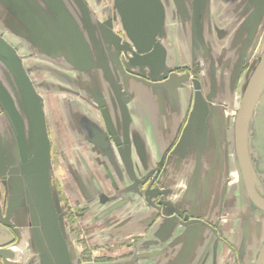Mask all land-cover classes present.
Segmentation results:
<instances>
[{
    "label": "flooded vegetation",
    "instance_id": "1",
    "mask_svg": "<svg viewBox=\"0 0 264 264\" xmlns=\"http://www.w3.org/2000/svg\"><path fill=\"white\" fill-rule=\"evenodd\" d=\"M85 1L89 8L90 18L99 36L100 33L104 32L105 22H109L110 28L114 33L131 46L130 40L126 37L120 13L114 7L115 0ZM158 1L162 3V0ZM182 1L180 0L179 2L181 7ZM184 1L187 4V9L182 8L179 10L181 12L173 13L175 18H177V23L178 20L181 22L182 19L193 18L194 2L199 3L202 0ZM216 1L221 4L218 6V11L222 10V13L234 18L230 24L231 26H229L231 30L219 31L216 36H211L216 41L213 48L205 39L206 47L197 50L198 53L195 56H192L191 40L193 33L190 30V56L187 63L180 64L175 59L171 64L168 63L172 53L167 52V48L168 46L170 48L174 46L168 42L166 44V39L162 41L159 32L156 36L165 50V56L161 65H156L157 71H153L148 66H143L140 69L133 64L130 65L129 58L132 53L121 50L119 55L121 59L126 57L127 64L134 70L141 71L145 76H148V78L145 77L148 81L154 82L150 77L157 75L164 76L161 81L168 79L171 73L179 75L186 73L188 75V80L182 87L165 86L160 96L151 90L152 88L143 82V78L137 76L134 72L133 74L129 73L128 76L126 75L125 81H120L125 93L117 94L112 85L99 80L101 88L90 75L85 76L83 73H77L70 69L69 65L60 57L48 60L56 68L51 74H56L62 80H65L68 83V89L71 91L67 94L69 96H66L65 101H63L65 103L64 106L66 105L64 107L65 112H63L64 123L69 135L63 136V132H58L59 123L56 116L53 119L55 129H53L52 125L50 131L49 120L46 121V124L50 139L51 183L57 188L60 204L63 207L64 223L72 234L73 244L80 264H102L104 261L108 262L119 259V257L129 258V260L131 258L136 260V256L141 258L148 257V254H150L148 251L137 249V247L139 243H148V237L155 236L158 225L162 224V205L158 203L162 197L163 199L171 200L179 209L172 214L175 216L177 225L171 234L168 235L169 237L165 242L169 241L172 246L180 243L182 248L175 258H164L161 262L157 263V261H154L151 262L152 264H183L186 255L190 253L187 252L185 254L182 251L187 249L188 235L186 229L189 226L191 227V225H199L201 227L204 238L207 239V244L212 250V257L216 253V258L218 251L222 250L224 258L219 264H257V258L264 245V234L259 231L257 233L253 232L243 221H256L258 219L252 213L257 211L264 216V212L250 202L240 176L236 177L235 184L231 180L233 178V156L227 149L233 139L231 123L237 108L236 106L234 110L233 107L236 94L239 93V97H241L240 85L244 81L250 62L259 53L262 39L264 38V23L261 28L258 27L255 36L248 41L250 31H246V26L248 27V23L251 26L254 22V20L250 19L253 9L250 7L249 1ZM64 2L77 20L83 18L80 5L76 1L64 0ZM172 2L174 1L172 0ZM6 3L4 1L0 3L1 20L10 16L16 17L14 13L10 12V6ZM215 8L216 4L214 6L211 5V10ZM18 9V17L16 18L20 16ZM163 11L164 17H168L164 8ZM163 22L162 29L159 31L163 30L167 40L168 38L171 39V35L168 34L169 30L167 29L165 32V21ZM80 24L82 25L83 23ZM1 30L3 33H8L9 36L12 35H10L8 29L1 28ZM226 32L230 33V36L227 37L228 44L225 45L224 35ZM172 37L175 40L177 39L175 34ZM108 39H114V36L109 35ZM247 41L249 42L248 45ZM26 44L28 45V43ZM245 45H247V50L243 65L238 75L233 77V66H236V61L239 59V55ZM14 48L16 49L15 46ZM101 48L104 49L105 53L110 54L103 48L102 44ZM229 49L232 50V56L230 59H226L225 56ZM174 55L175 57L178 56L175 51L172 57ZM37 57L31 59L38 60ZM158 62H160L159 59ZM154 63H156V60H154ZM33 65V68L25 65L30 74H37L39 70L42 72V65L37 62H34ZM92 80L93 82H91ZM194 80L200 81V88L204 95L208 94L215 99V102H218L215 111L224 114L223 122L218 121V119L216 121L210 119L209 122L210 129L213 132L211 136L213 145L216 137L214 128L219 129L217 133H222L220 147L224 149V154L222 150H219L216 155V147L210 142L209 149L207 148L204 151L198 172L196 170L197 158L195 154L181 160L176 158L175 161L168 157L176 147L188 122L194 102ZM43 86L44 84L42 83L41 87ZM48 86V83H46L44 87L48 88ZM114 86L117 88L115 83ZM99 90L102 93H99ZM98 94L103 95L105 104L100 106L97 104L94 95ZM127 96L129 97L126 103L130 117L129 135L133 140H140L139 142L143 143L142 135L135 127L136 123L133 126V106L143 107L144 110L151 112L153 110L157 113L156 119L159 118L160 122V111L163 110V114L168 115L167 123L156 124V119L154 122L150 121L148 123V152L146 151L148 153V165L146 158L142 160L141 157H137L134 151L131 154V167L136 175L140 179L145 178L146 175L148 176L143 184L138 182L136 183L137 185H133V181L129 179V175L125 171V166L119 158L114 145V136L108 131L109 122L113 133L117 136H122L120 134V126L122 124L118 118L120 116V103L118 101L124 100ZM222 100L224 106H219L221 105L219 102H222ZM259 103L263 108L264 98L261 101L259 100ZM259 112L257 110L253 114L252 123L248 129V141L251 164L254 170V186L256 192L264 199V160H261V156L257 154L259 143L261 142L264 145V125L262 126L258 123L257 119V117L261 116ZM261 119L264 120V117L262 116ZM158 131H161V137ZM152 135L156 137L155 140L151 139ZM56 146L63 147L65 151L63 153L58 151ZM70 148L74 149V151L72 150L71 152ZM259 149L260 152L264 153V147H259ZM193 151L195 153V148ZM152 168H156V170L148 175L147 173ZM4 177L3 179L0 177V234H2L6 243L4 245L1 244L0 249L9 248L12 251L13 247L21 245L25 250V254L16 257L12 251L14 260L0 257V264H42L40 256L34 253L33 228H31L30 219L24 223L23 220H17L10 211L11 206H13L12 208L15 207L14 196L11 191L13 183L8 182V179ZM147 188L148 191L159 189L162 194L160 196L157 195L151 199V202H148L145 200L144 195L135 192L137 189L145 191ZM101 196H103L104 202ZM137 198L140 203L135 201ZM136 202L139 203L140 210H147V212L144 211L146 213H142L139 221L134 219L135 211L133 209L127 210L126 213L121 211L127 205L131 207L138 205ZM116 204H118L117 208L107 212L108 208ZM189 204H192L193 207ZM191 213L193 214L191 215ZM119 222H122L120 225L122 230H130L140 225H143L144 229L137 233L134 230L129 231L124 236L100 243V245L88 243L86 234L85 237L77 235L80 233L79 230L85 233L86 229L96 230L105 224L112 225ZM154 223H157L155 228L149 232L148 236H145ZM262 224L264 225V219ZM236 227H239L240 231L237 232ZM196 241L189 247L190 251Z\"/></svg>",
    "mask_w": 264,
    "mask_h": 264
},
{
    "label": "water",
    "instance_id": "2",
    "mask_svg": "<svg viewBox=\"0 0 264 264\" xmlns=\"http://www.w3.org/2000/svg\"><path fill=\"white\" fill-rule=\"evenodd\" d=\"M3 1L7 2L6 4L10 6V12L14 13L16 17H18L17 9L19 8L20 16L19 18L10 16L7 19H0L1 28L8 29L10 34L26 40L31 46V56H38L46 60L60 57L69 65L70 69L77 73H83L85 76L90 75L98 84L100 80V82L103 81L112 85L117 94L124 92L120 81H123L126 75L133 74V72L143 78V82L152 88L151 90L158 96L161 95L165 86L182 87L188 80L186 73L181 75L171 73L170 77L164 81H161L164 78L163 75L152 76L150 78L154 82H151L145 79L148 76H145L143 72L136 71L130 66L133 64L141 69V66L147 65L146 56L149 52L152 53L153 49L160 54V59L163 61L165 50L156 35L159 32L162 41H165L166 35L163 30L159 31L164 24V11L161 2L158 0H115L114 7L120 13L126 37L130 40L132 47L114 33L109 22H105L104 32L100 33L99 36L90 18L89 8L85 0H74L80 5L83 14L82 21L75 18V15L66 7L64 0H39L36 2L34 0H0V3ZM248 1L253 9L250 19L254 20L251 26L249 23L248 27L246 26V31H250L248 39L250 41L255 36L258 27L261 28L264 23V0ZM206 3L207 1H204L202 4ZM193 8L196 9L195 6ZM194 14L197 18L195 17L192 21L196 20L197 25L191 40L192 56L198 53L197 50L206 47L204 41L200 40L202 33L199 13L194 10ZM109 35H113L114 39L109 40ZM248 41L247 45L249 44ZM101 44L110 54L104 52ZM247 45L242 49L236 66H233V77L238 75L242 67ZM121 50L136 55L129 58L130 65L127 64L126 57L121 59L119 56ZM140 52H146L142 55L144 57L139 56ZM0 61H3V66L6 69L5 78H0V111L3 115L0 116V177L3 179L5 176L4 178L8 179V182L13 183L11 191L14 196L15 207L12 208L13 206H11L10 211L17 220H23L24 223L30 219L31 228H33L34 253L40 256L42 264H80L72 234L64 223V212L57 188L51 183L50 139L45 121L46 111L43 97L38 92L21 55L17 53L11 43L7 42L4 33L1 32ZM7 77L14 85L13 90L5 84ZM114 83L117 88H115ZM99 86L102 88L100 84ZM240 86V102L231 123L233 139L227 151L229 150L234 158L237 172L240 180L244 183L245 193L250 202L264 212V199L256 192L254 186V170L251 164L248 141V129L255 111H260L261 116L258 114L259 117H257L258 123L264 125V120L261 119L262 116L264 117V107L262 108L259 103V100L264 98V38L259 53L250 62L244 81ZM200 87V81L194 80V102L188 122L176 147L168 156L170 159L172 158V161H175L176 158L181 160L195 154L197 172L202 163L204 151L210 147V142L213 145V141H211L213 132L209 125L210 119L212 121L218 119V121L223 122L224 115L215 111L218 102H215L212 96L204 95ZM99 93H102L101 90ZM94 97L99 106L105 104L102 94L94 95ZM128 100L129 97L127 96L124 100L118 101L120 103V116L125 117L127 121L123 119L121 122L120 134L122 136L113 133L109 122L108 131L114 136V145L129 179L133 181V185H137L138 182L143 184L148 176L140 179L136 175L131 167V154L134 151L137 157H141L143 160L147 157V153L144 144L139 142L140 140L130 138L128 127L130 117L126 105ZM219 103L221 104L219 106H224L223 100ZM214 130L216 135L213 145L216 147L215 154L217 155L219 150H222L224 154V149L220 147L222 133H217L218 128H214ZM154 170L156 168L150 169L147 174H151ZM135 192L144 195L148 202L162 194L159 189L148 191V188L145 191L137 189ZM148 193L150 194L148 195ZM101 198L104 202L103 196ZM158 203L162 205L161 219L163 222L158 225L155 237L162 243L167 240L168 235L177 225L175 216L172 214L179 209L171 200L163 199V197ZM189 205L192 206V204ZM117 206L118 204L112 205L107 212L117 208ZM186 232L188 246L184 250L185 254L190 252L189 247L201 236L202 231L199 225H191L186 229ZM5 243L4 237L0 234V245ZM0 257L14 260L9 248L0 249ZM257 259V264H264V245Z\"/></svg>",
    "mask_w": 264,
    "mask_h": 264
},
{
    "label": "crops",
    "instance_id": "3",
    "mask_svg": "<svg viewBox=\"0 0 264 264\" xmlns=\"http://www.w3.org/2000/svg\"><path fill=\"white\" fill-rule=\"evenodd\" d=\"M173 1L174 2H172V0H162V3H161L162 7L164 8L165 12L168 15V17H164V19H163V21H165V25H164L165 32L167 29L169 30L168 34L171 35V45L174 46L173 48H170V46H168L167 52H171L173 55V53L175 51L178 55L177 57H175V55H174V57H172V55H171L168 63L171 64L175 59L178 63L185 64L189 61V56H190V53H189L190 52L189 43H190V37H191V35H190L191 31L190 30H192V33H193L196 30L195 28L197 25V21L196 20L192 21V20L195 17L197 18V16H195V14H194L193 18H185V19H182L181 22H179V20H178V23H177V18H175V15L173 13L181 12L179 10H181L182 8L187 9V4L183 0L182 1V7H181V5H179L180 0H173ZM206 1H207L206 4H202L204 2L203 0L199 3L194 2L195 8H196L194 10H195V12L198 11V13H199L198 15L200 16L199 17L200 18L199 23H200V30L202 33V39L200 38V40H203L204 44H205V39H206V42H208L211 45V47L213 48V45L216 43V41L213 40L211 38V36H213V37L216 36V33L219 31L225 32L228 29L231 30L229 26H231L230 24L232 22V19H234V18H231L230 16L225 15L224 13L221 12L222 10L218 11L217 10L218 6L221 4L219 2H217L216 0H214V1L206 0ZM215 4H216V8L211 10V5L214 6ZM175 11H177V12H175ZM209 12L211 14L210 16H209ZM207 15H208V17H207ZM194 24H195V27H194ZM174 34H175V37L177 38L176 40L174 39V37H172V35L174 36ZM228 36H230V33L226 32V34L224 35L225 45L228 44V38H227ZM10 37L17 39L18 44H24L25 47L29 49V52L30 53L32 52L31 46L26 44V43H28L26 40L21 39V38L19 39L17 36H14V35H11ZM218 37H220V36H218ZM221 38H218V39H221ZM231 56H232V50L229 49V51H227V54L225 57H226V59H230ZM243 62H242V65H243ZM237 107H238V105H237ZM160 114H161V122H160L159 118L156 119L157 113L154 112L153 110L151 112V111H148L146 109L144 110L143 107L141 108L139 106H133V108H132V117L134 119L133 126H135L134 124L136 123L135 127L140 131V133L142 135L141 138H142V141L144 143V146H145L147 152H148V130H147L148 129V123H150V121L154 122L155 119H156V124L157 123H163V124L167 123L168 115H166L165 113L163 114V110L160 111ZM118 118L121 122L123 121V119H124V121H126L125 117L119 116ZM158 127H160V126H158ZM162 129L165 130L164 128H162ZM158 133L161 137V131H158ZM155 138H156L155 136H153V135L151 136L152 140H155ZM259 147L263 148L264 145L261 144V142H260L259 146L257 147V149H258L257 154L261 156L260 157L261 160L262 159L264 160V153H262V151L261 152L259 151L260 150ZM152 158H153V156H152ZM148 162L149 161H148V153H147V157H146L147 165H148ZM238 176L239 175L237 172V167H236V164H235V161L233 158V167H232V177L233 178L231 180L234 182V184L236 182V177H238ZM231 186H232V184H231ZM135 201L140 203L138 198ZM139 203H137L138 205H134V207L127 205L126 207L122 208L121 211L123 213H126L127 210L133 209L135 211L134 212L135 213L134 219L136 221H139L140 218L142 217V213L147 212V210H144L146 212L140 210ZM252 214H254V216H256L258 220H256V221H254V220L249 221L248 220L247 221L244 219L245 221H243V223L246 226H248L249 228H251V230L253 232L257 233V231H259V232H263V234H264V225L262 224L264 216L261 215L260 213H258L257 211H254ZM121 223L119 222L117 224H112V225L105 224L104 226H100V228H98L96 230L86 229L85 234H86L88 243H97L98 245H100V243H105V242L111 241V239H116V238H119L121 236H124L129 231L134 230L137 233V232L141 231L142 229H144L143 225H140V226L135 225L136 227L131 228L130 230H126V229L122 230L120 227ZM156 224L157 223H154L153 225H151L150 229L148 230V232L146 233L145 236H148L149 232L155 228ZM235 229L237 232L240 231L239 227H236ZM181 246L182 245L180 243L175 245V246H172L169 241H167L165 243L164 242L161 243V241H159V239L156 238L155 236H149L148 237V243H139V245L137 247V249L148 251V253H150V254H148V257L141 258L138 255L139 257L136 256V260H134L133 258H131L129 260V258L119 257V259L110 260L108 262L104 261L102 264H114V263H119V264H121V263H123V264H152L151 262H154V261H157V263H159L162 260H164V258H168V257L175 258L177 256V254L181 252V248H182ZM15 251L18 252L17 257L23 256L25 254V250L23 249V246H21V245H17V247L14 249V252ZM182 252H184V251H182ZM211 254H212V250L207 244V239L204 238V233H201V236L196 241V244L194 245L193 249L190 251V253L188 255H186V257H185L186 259H185V261H183L184 262L183 264H199V262H200V264H219L224 258L222 250L218 251L216 258H215L216 253L214 254L213 257L211 256Z\"/></svg>",
    "mask_w": 264,
    "mask_h": 264
},
{
    "label": "rangeland",
    "instance_id": "4",
    "mask_svg": "<svg viewBox=\"0 0 264 264\" xmlns=\"http://www.w3.org/2000/svg\"><path fill=\"white\" fill-rule=\"evenodd\" d=\"M0 32L3 33V31L1 30V24H0ZM4 38L7 40V42L11 43L12 45H14L16 47L17 53L19 55H21L23 62L27 67L31 66L33 68L34 62H37L40 65H42V68H43L42 72L39 70L37 72V74L31 73L30 76L34 80V82L37 86L38 92H40V94L43 97L44 108H45L46 117H47L45 121L49 120V123H50L49 129L51 131L52 125H53V129H55L53 119L56 116L58 118V123H59L58 132L59 133L63 132V136L69 135L68 130H67L65 123H64L65 120H64V116H63V112H65L64 107L66 106V105L64 106L65 103L63 101H65L66 96H69L67 94L71 92L67 87L68 83L65 82V80H62V78H60V76H58L56 74H51L53 71H55L56 68H54L48 60L42 59L41 57H37L38 60H33L31 58H34L35 56H30L29 49L26 48L24 44H18L17 43L18 40L10 37L8 33L7 34L4 33ZM167 42L170 44L171 39L168 38V40H167V38H166V44H167ZM255 57H256V55H255ZM45 62H47V63H45ZM5 70L6 69L3 66V62L0 61V78H3V79L5 78ZM50 70H52V71H50ZM31 72H33V71H31ZM47 72H49V73H47ZM41 81H44V82H41ZM42 83L44 84V86L46 85V83H48V85H49L48 88L47 87L45 88L44 86L41 87ZM5 84L11 90H13L14 85H12V82H10L9 78L6 79ZM239 98H240L239 93H237L236 94V100H235V103L233 106L234 110H235L236 106L238 105ZM59 105H60V107H59ZM0 116H3L1 111H0ZM1 126H3V124H1ZM6 133H8V130H6ZM56 139H57V137H56ZM57 145H58V142H57ZM56 147H57L58 151H61L62 153L65 151L63 147H59V146H56ZM72 150L74 151V149L70 148L71 152H72ZM79 232L80 233L77 234L78 236L85 237V233H82L80 230H79ZM79 246H82V245H79Z\"/></svg>",
    "mask_w": 264,
    "mask_h": 264
},
{
    "label": "bare ground",
    "instance_id": "5",
    "mask_svg": "<svg viewBox=\"0 0 264 264\" xmlns=\"http://www.w3.org/2000/svg\"><path fill=\"white\" fill-rule=\"evenodd\" d=\"M146 52H143V53H141L140 52V54H139V56L140 57H144V56H142V55H144ZM133 56H136V55H134V54H132V56L131 57H133ZM157 56H158V59H159V61L160 62H158V59H157ZM130 57V58H131ZM161 57H160V55H159V53H157V52H155L154 51V49H153V52L152 53H150L149 52V54H148V56H146V59L148 60V64L147 65H143V66H148V67H151V69H153V71H157L156 70V65L157 66H159V65H161V63H162V59H160ZM154 60H156V63H154ZM3 62V61H2ZM143 66H141V68L143 67ZM239 105V104H238ZM17 246H15V247H13V253L16 255V257L18 256V252L17 251H15L14 252V249L16 248Z\"/></svg>",
    "mask_w": 264,
    "mask_h": 264
}]
</instances>
